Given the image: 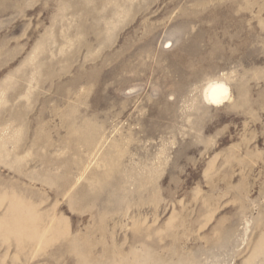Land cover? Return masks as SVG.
<instances>
[{
	"label": "rangeland",
	"instance_id": "1",
	"mask_svg": "<svg viewBox=\"0 0 264 264\" xmlns=\"http://www.w3.org/2000/svg\"><path fill=\"white\" fill-rule=\"evenodd\" d=\"M0 264H264V0H0Z\"/></svg>",
	"mask_w": 264,
	"mask_h": 264
},
{
	"label": "bare ground",
	"instance_id": "2",
	"mask_svg": "<svg viewBox=\"0 0 264 264\" xmlns=\"http://www.w3.org/2000/svg\"><path fill=\"white\" fill-rule=\"evenodd\" d=\"M227 94L228 89L224 83L213 81L206 87L204 91V98L208 103L212 105H218L220 103H223V101L226 99Z\"/></svg>",
	"mask_w": 264,
	"mask_h": 264
}]
</instances>
